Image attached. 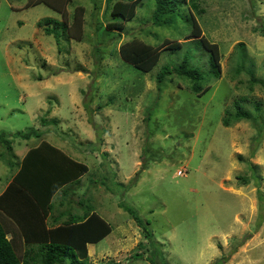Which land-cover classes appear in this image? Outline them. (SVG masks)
<instances>
[{
    "label": "rangeland",
    "instance_id": "obj_1",
    "mask_svg": "<svg viewBox=\"0 0 264 264\" xmlns=\"http://www.w3.org/2000/svg\"><path fill=\"white\" fill-rule=\"evenodd\" d=\"M29 1L0 0V131L9 137L0 153L38 145L40 139L13 135L40 128L47 130L43 140L88 167L70 198L112 228L90 247L89 263L152 264L137 247L143 232L128 207L148 222L159 245L152 248L163 252L155 262L264 264V87L251 83L264 81V0H193L197 10L192 0L181 1L177 20L191 16L219 53V76L209 77L200 97L175 76L161 93L156 88V73L181 52L166 49L145 74L120 55L119 46L133 39L186 43L183 21L173 28L149 22L153 0L138 3L128 22L113 18L106 0H71L68 14L85 7L83 32L75 40L58 29V41L46 30L60 15L41 3L26 7ZM108 22L123 23L121 31H108ZM196 63L210 69L204 56ZM236 105L253 119L225 127L222 119ZM41 117L58 123L42 126ZM5 157L1 185L15 171Z\"/></svg>",
    "mask_w": 264,
    "mask_h": 264
},
{
    "label": "trees",
    "instance_id": "obj_2",
    "mask_svg": "<svg viewBox=\"0 0 264 264\" xmlns=\"http://www.w3.org/2000/svg\"><path fill=\"white\" fill-rule=\"evenodd\" d=\"M141 1L106 0L107 11L110 12L113 18L118 17L123 22H128L134 17L136 7ZM181 1L153 0L149 22L156 27L173 28L176 21H183L187 25L185 26L186 30L189 31L188 37L185 38L186 43L165 41L162 45L153 46L133 39L122 43L119 46V51L126 64L131 65L132 68L143 74L150 72L156 66L159 56L166 49L173 50L175 53L181 52L180 61L171 65H164L156 73V88L161 93L165 81L175 76L188 83L185 88L187 91L200 97L209 89V77L217 78L219 76L217 70L219 53L215 46H210L200 37V31L191 16L189 18L184 16L182 18L184 20H177ZM40 3L52 8L61 18V21H53L54 28L47 29V34H53L58 41L61 37L58 29H62L67 36H72L75 40L81 37L85 21V7L77 6L71 14H68L67 10V5L71 3V0H31L26 4V7ZM190 4L194 10H197L198 6L195 1L192 0ZM198 12H201V10H198ZM46 22L50 23L52 19H47ZM121 24L123 23L108 22L105 28L108 31H121ZM262 29V34H264V26ZM98 30L99 27H97ZM239 46L243 49L241 44ZM200 50H202L201 54H199ZM202 56L207 59L210 69L201 68L197 65L196 62H200ZM241 57H243V54H241ZM244 62L245 59L241 58V62L238 63L237 67L243 69ZM256 82L264 87V81L251 80L253 84ZM81 92L83 91L81 90ZM99 109H101L100 106ZM49 113L50 110H47L46 114ZM148 115L152 116L150 110L147 113V120H149ZM226 115L227 117L225 116L222 119L225 127H230L232 123H238L242 120L253 119L239 105H236L233 113L227 111ZM40 123L42 126L48 124L54 127L58 121L41 117ZM43 133H47V130L30 128L23 134L16 133L13 135V137L21 136L26 141L40 139L38 145L29 147L25 156L17 164L13 162L15 155L11 146L8 147L9 151L5 149L4 152L0 153L2 156H6L4 162L11 170L14 167L17 169V173L7 186L6 191L0 195V215L9 217L22 232L23 221L25 220H27L26 222L36 220L40 223L45 221L51 208L50 200L57 190L64 187L65 189L62 192L68 191L69 187L65 186L79 183V178L88 172V167L85 164L75 161L59 148L43 140ZM6 137H8L7 133L0 131V146H2L1 143L8 142L3 140ZM241 180L243 184L248 181L245 177ZM18 189H21L20 193L17 192ZM122 208L142 229L144 241L138 243V249L148 251L152 264H161L151 258L156 256L160 259L162 257L163 260L164 255L161 250L152 248L159 245L154 240L153 234L147 229L148 222H144L134 209ZM89 209L91 210L88 206L82 217H70L58 229L44 230L43 227H34V236L30 238L32 241H29V237L24 233L26 242L36 246V248L29 250L23 258L17 254L14 242L7 239V230L0 221V264H90L87 244L95 245L107 236L112 228L93 209L90 214ZM136 254L138 259L141 258V252Z\"/></svg>",
    "mask_w": 264,
    "mask_h": 264
},
{
    "label": "crops",
    "instance_id": "obj_3",
    "mask_svg": "<svg viewBox=\"0 0 264 264\" xmlns=\"http://www.w3.org/2000/svg\"><path fill=\"white\" fill-rule=\"evenodd\" d=\"M54 144V143H53ZM53 146L59 148L60 145L58 144H54ZM26 148V150H25ZM23 150L19 151V154H14L15 156H20L21 160L25 154L27 153L28 149L27 147H25ZM61 151H64L62 148H59ZM64 153L66 154V152L64 151ZM7 165V164H6ZM8 166V165H7ZM9 168V166H8ZM11 170V168H9ZM13 170V169H12ZM17 173V169H15L14 173L12 174V176H10V178L8 179V181L6 183H4V185H1V181L3 179L0 180V195L2 193H4L7 189V186L10 184V182L12 181L14 175H16ZM79 184V183H78ZM65 187H69V190L66 192H62L65 188H61L59 190H57L54 194V196L51 198L50 200V210L48 212L47 217L45 218V221H43L42 223L37 222L36 220H29V222H26L27 220L23 221V232L18 228V226L7 216H3L0 215V221L3 223V226L6 228L7 230V239L12 240L15 244V248L17 250V253L22 256V258L24 257V255L26 253H28L29 250L31 249H35L36 246H33L31 244H28L24 238V233L27 234V237H29V241H32L30 238H33L34 236V227H43L44 230H54V229H58L59 226L62 225L63 222H66L70 217H75V216H80L82 217L88 206H86L83 202H81V200H78V202H76V205L74 203V201L71 200L70 195L72 194V190L71 188L74 187L73 184L72 185H68ZM18 193L21 192V189H18L17 191ZM57 205V207H55ZM56 208L62 209L59 211H55ZM91 214L92 210H88ZM45 224V226H43ZM45 236V233H44ZM35 241V240H33ZM93 244H87V251H88V256H89V249L90 247H92Z\"/></svg>",
    "mask_w": 264,
    "mask_h": 264
}]
</instances>
